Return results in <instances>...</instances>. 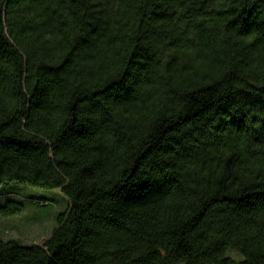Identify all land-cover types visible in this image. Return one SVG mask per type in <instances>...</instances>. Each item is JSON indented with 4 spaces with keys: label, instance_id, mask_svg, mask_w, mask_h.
Wrapping results in <instances>:
<instances>
[{
    "label": "trees",
    "instance_id": "1",
    "mask_svg": "<svg viewBox=\"0 0 264 264\" xmlns=\"http://www.w3.org/2000/svg\"><path fill=\"white\" fill-rule=\"evenodd\" d=\"M8 183L0 264H264V0H0Z\"/></svg>",
    "mask_w": 264,
    "mask_h": 264
},
{
    "label": "rangeland",
    "instance_id": "2",
    "mask_svg": "<svg viewBox=\"0 0 264 264\" xmlns=\"http://www.w3.org/2000/svg\"><path fill=\"white\" fill-rule=\"evenodd\" d=\"M18 188H25L28 194L36 197V202L27 204L20 213L4 215L0 209V239L18 241L24 246L42 242L53 231L55 227L53 219L56 214L63 211L64 200L57 198L55 190L25 187L15 183L0 185V192L10 193ZM2 196L6 200V195ZM4 200L0 201V206H6Z\"/></svg>",
    "mask_w": 264,
    "mask_h": 264
}]
</instances>
